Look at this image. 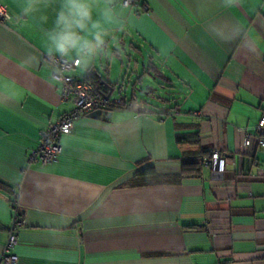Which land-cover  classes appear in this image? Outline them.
<instances>
[{"label":"crops","instance_id":"obj_1","mask_svg":"<svg viewBox=\"0 0 264 264\" xmlns=\"http://www.w3.org/2000/svg\"><path fill=\"white\" fill-rule=\"evenodd\" d=\"M21 2L0 0V252L16 197L17 264H264V148L243 147L264 115V0L124 8L116 36L132 66L113 48L115 58L68 75L95 74L111 96L136 99L135 89L150 94L139 84L152 69L172 93L151 107L141 99L131 110L79 117L46 165L27 156L73 104L61 99L47 60L57 5L23 17ZM215 149L220 174L202 162ZM187 162L198 169L178 180ZM148 175L157 178L140 182Z\"/></svg>","mask_w":264,"mask_h":264},{"label":"clouds","instance_id":"obj_2","mask_svg":"<svg viewBox=\"0 0 264 264\" xmlns=\"http://www.w3.org/2000/svg\"><path fill=\"white\" fill-rule=\"evenodd\" d=\"M56 4L52 27L45 33L47 54L53 61H79L76 67L89 69L98 58H115L112 51L119 49L116 33L125 31L122 10L124 0H22L21 16L28 17ZM18 19L21 17H17ZM46 20L47 17L42 16ZM35 61V57L29 58ZM53 79L62 73V66L54 64Z\"/></svg>","mask_w":264,"mask_h":264},{"label":"built area","instance_id":"obj_3","mask_svg":"<svg viewBox=\"0 0 264 264\" xmlns=\"http://www.w3.org/2000/svg\"><path fill=\"white\" fill-rule=\"evenodd\" d=\"M128 6L137 5L138 0H124ZM147 7L143 6L141 11H147ZM139 11V12H141ZM7 18V12L4 6L0 5V22H4ZM48 62L53 67L54 64L62 66L63 72L57 73L54 79L59 85L60 97L66 101H72V109L62 114L56 121L49 123L39 133V141L35 149L31 150L27 156V163L46 165L55 162L60 154V145L58 139L60 136L68 134L72 131L75 121L93 110H109L111 108H120L131 110L135 107L132 104L134 98H126L122 96H106L93 88V86L85 80H77L68 75V72L76 67L79 63L69 62L66 60L53 61L49 56ZM54 73L52 72V77ZM243 147L247 150L256 148H264V115L261 116L257 123L256 133L253 135L246 134L243 138ZM204 164L211 166L214 174H220L223 169V159L220 156L219 149L211 152L208 160L203 161ZM260 175L264 178V168L260 169ZM12 216L7 228L6 242L0 252V264H17L18 258L12 252V248L17 243V233L24 224L23 214L20 210L17 198L12 201Z\"/></svg>","mask_w":264,"mask_h":264},{"label":"rangeland","instance_id":"obj_4","mask_svg":"<svg viewBox=\"0 0 264 264\" xmlns=\"http://www.w3.org/2000/svg\"><path fill=\"white\" fill-rule=\"evenodd\" d=\"M123 62H128L130 63V66H132L133 63V58L132 56H130V59H127L125 55L122 56ZM141 62V61H140ZM147 64V63H146ZM158 67V71H160V66L157 65ZM149 75L145 77V79H143L141 81V83L139 84V86L141 87H148L150 94L146 95L143 93V90H136V95L138 98H136L135 100H132V104L134 107H138L139 105L142 106V104L140 103L141 99H144V101H148V104H145V107H151L150 105H155V98L154 95H161V96H166L164 93V90H166V88L161 89V85L167 83V81H165L161 76L159 75H153L154 71L152 69H149ZM125 88L123 89L122 93H129L131 90V84L129 82H127V79H125ZM174 85H177V83H172ZM113 96V95H112Z\"/></svg>","mask_w":264,"mask_h":264},{"label":"trees","instance_id":"obj_5","mask_svg":"<svg viewBox=\"0 0 264 264\" xmlns=\"http://www.w3.org/2000/svg\"><path fill=\"white\" fill-rule=\"evenodd\" d=\"M165 80L167 79V78H165V77H163ZM86 79V81L87 82H89L92 86H93V88L94 89H96L97 91H99V92H102V93H107L110 89H111V87L109 86V84L108 83H106V82H102L99 78H97L96 77V75L95 74H89L88 76H87V78H85ZM165 87H170V84H163ZM164 93H168V95H166V96H161V95H159L160 96V99H157V98H155V95H154V98H155V100L156 101H159V102H167L168 101V96L172 93L170 90L169 91H166V90H164ZM186 138V137H185ZM183 139H184V137H181V138H177V141H179V142H182L183 141ZM203 162V161H202ZM197 163H195V162H187V163H183L182 164V167H181V172H180V174H179V176H178V180L179 179H181L182 177H184V176H188V175H192V173L191 172H194L195 170H197L198 168H197ZM157 177L156 176H152V175H148V176H146L145 178H142L141 180H140V182H148V181H151V180H153V179H156Z\"/></svg>","mask_w":264,"mask_h":264},{"label":"water","instance_id":"obj_6","mask_svg":"<svg viewBox=\"0 0 264 264\" xmlns=\"http://www.w3.org/2000/svg\"><path fill=\"white\" fill-rule=\"evenodd\" d=\"M160 88L163 89V88H166V87H165L164 85H161ZM111 92H112V91L109 90V91L107 92L106 96L110 95ZM165 95H168V93H165ZM155 98L160 99V96L157 94V95H155ZM89 115H90L91 117H94V118H99V117H101V116H109V115H110V111H106V110L104 111V110L96 109V110L91 111V112L89 113Z\"/></svg>","mask_w":264,"mask_h":264}]
</instances>
